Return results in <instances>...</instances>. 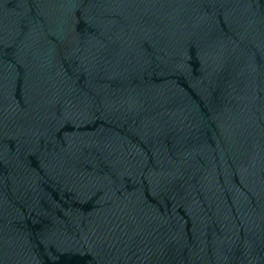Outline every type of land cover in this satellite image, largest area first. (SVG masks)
I'll list each match as a JSON object with an SVG mask.
<instances>
[{
    "label": "water",
    "instance_id": "1",
    "mask_svg": "<svg viewBox=\"0 0 264 264\" xmlns=\"http://www.w3.org/2000/svg\"><path fill=\"white\" fill-rule=\"evenodd\" d=\"M0 264H264V0H0Z\"/></svg>",
    "mask_w": 264,
    "mask_h": 264
}]
</instances>
